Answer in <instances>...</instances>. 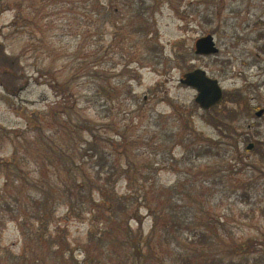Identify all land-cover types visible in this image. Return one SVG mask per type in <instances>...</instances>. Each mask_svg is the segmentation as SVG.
Listing matches in <instances>:
<instances>
[{"label":"rangeland","instance_id":"374dc122","mask_svg":"<svg viewBox=\"0 0 264 264\" xmlns=\"http://www.w3.org/2000/svg\"><path fill=\"white\" fill-rule=\"evenodd\" d=\"M261 109L264 0H0V264H178L171 207L222 227L205 256L264 264Z\"/></svg>","mask_w":264,"mask_h":264},{"label":"trees","instance_id":"16d2710c","mask_svg":"<svg viewBox=\"0 0 264 264\" xmlns=\"http://www.w3.org/2000/svg\"><path fill=\"white\" fill-rule=\"evenodd\" d=\"M202 152L206 154V156H214L217 154L215 153V150H212V152L210 150H203ZM203 183H208V181H204ZM106 185L109 186V179L106 180ZM113 194L114 193H112L111 196H109V194L103 196L104 201L116 202V200L113 199ZM144 205L149 209L150 212L157 213V210L155 211V209L151 207V203L146 197H144ZM187 212L190 211L187 210ZM187 212H183L177 209V207H171V210L169 211L170 219L169 223L162 232V242L163 245H165V247L167 248L166 251H169V254H172V256H174L173 258H171V260L177 262L178 264H224L225 261L218 254L205 256V249L206 247L208 248L209 244L211 243L209 241L214 237V234L218 235L217 229L222 227H217L215 219H211V221H209L202 227H198L193 230V226L195 224L192 218L193 216L188 215ZM160 220V215H156V220L154 221V231L156 230L157 226L161 224ZM195 227L197 226L195 225ZM180 233H184L187 235L186 247L181 244L179 246L178 235ZM162 249V252L167 255L168 252L165 251L164 247H162ZM228 263L229 262L225 264ZM231 264H233V262Z\"/></svg>","mask_w":264,"mask_h":264},{"label":"water","instance_id":"95a60500","mask_svg":"<svg viewBox=\"0 0 264 264\" xmlns=\"http://www.w3.org/2000/svg\"><path fill=\"white\" fill-rule=\"evenodd\" d=\"M219 49L215 45L213 36L209 35L199 39L196 42V54L198 55H212L217 54ZM181 83L196 88L199 95L196 102L205 110L210 109L218 103L223 97V90L219 85L218 80L212 79L207 72L202 69H197L185 75ZM263 111L258 113L261 116ZM253 145L249 146L252 149Z\"/></svg>","mask_w":264,"mask_h":264}]
</instances>
